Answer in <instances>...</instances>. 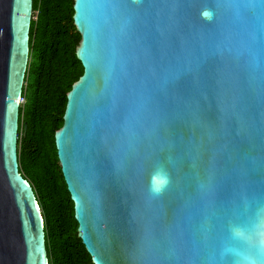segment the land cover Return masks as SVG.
<instances>
[{
    "label": "water",
    "instance_id": "1",
    "mask_svg": "<svg viewBox=\"0 0 264 264\" xmlns=\"http://www.w3.org/2000/svg\"><path fill=\"white\" fill-rule=\"evenodd\" d=\"M33 1L0 0V264H49L18 163ZM73 8L83 74L55 143L92 262L264 264V0Z\"/></svg>",
    "mask_w": 264,
    "mask_h": 264
},
{
    "label": "trees",
    "instance_id": "2",
    "mask_svg": "<svg viewBox=\"0 0 264 264\" xmlns=\"http://www.w3.org/2000/svg\"><path fill=\"white\" fill-rule=\"evenodd\" d=\"M74 0H34L30 55L20 108L19 172L32 186L44 218L49 264H94L81 239L74 203L58 159L55 133L67 93L83 74Z\"/></svg>",
    "mask_w": 264,
    "mask_h": 264
},
{
    "label": "clouds",
    "instance_id": "3",
    "mask_svg": "<svg viewBox=\"0 0 264 264\" xmlns=\"http://www.w3.org/2000/svg\"><path fill=\"white\" fill-rule=\"evenodd\" d=\"M157 173H159L160 175L164 177L165 183L161 187H158V188L153 187L151 184L149 185L148 190H149L150 195L153 198L160 197L165 192L169 184L171 183V177L166 171L160 170Z\"/></svg>",
    "mask_w": 264,
    "mask_h": 264
},
{
    "label": "built area",
    "instance_id": "4",
    "mask_svg": "<svg viewBox=\"0 0 264 264\" xmlns=\"http://www.w3.org/2000/svg\"><path fill=\"white\" fill-rule=\"evenodd\" d=\"M25 102H26V99L23 98V97H21V99H20V105L22 106L23 104H25Z\"/></svg>",
    "mask_w": 264,
    "mask_h": 264
},
{
    "label": "rangeland",
    "instance_id": "5",
    "mask_svg": "<svg viewBox=\"0 0 264 264\" xmlns=\"http://www.w3.org/2000/svg\"><path fill=\"white\" fill-rule=\"evenodd\" d=\"M25 104H26V102H25ZM25 104H23V105H22V107H24V106H25Z\"/></svg>",
    "mask_w": 264,
    "mask_h": 264
}]
</instances>
